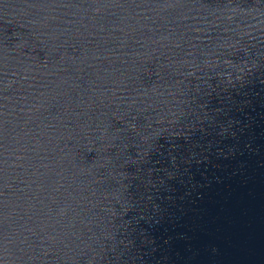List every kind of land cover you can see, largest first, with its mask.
<instances>
[{"label": "water", "instance_id": "1", "mask_svg": "<svg viewBox=\"0 0 264 264\" xmlns=\"http://www.w3.org/2000/svg\"><path fill=\"white\" fill-rule=\"evenodd\" d=\"M0 264H264V0H0Z\"/></svg>", "mask_w": 264, "mask_h": 264}]
</instances>
